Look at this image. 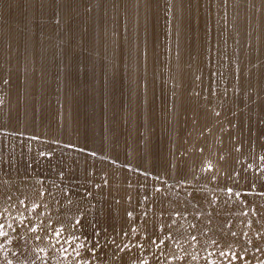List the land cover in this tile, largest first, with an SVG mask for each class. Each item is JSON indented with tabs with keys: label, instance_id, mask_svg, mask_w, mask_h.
<instances>
[{
	"label": "rangeland",
	"instance_id": "1",
	"mask_svg": "<svg viewBox=\"0 0 264 264\" xmlns=\"http://www.w3.org/2000/svg\"><path fill=\"white\" fill-rule=\"evenodd\" d=\"M133 1L0 0V142L8 147L0 264H15L14 247L26 254L22 264H264V0H143L136 9ZM71 30L82 40H65ZM171 51L182 56L164 67ZM32 58L49 68L30 69ZM126 64L156 74L184 66L188 75L163 93L169 102L159 112L152 100L129 104L136 88L118 74ZM40 70L54 83L33 91L46 103L26 112L18 105L24 83ZM201 76L212 91L195 92ZM76 101L86 113L67 119ZM208 143L221 154L210 163L224 162L223 175H202ZM158 151L172 157L165 163ZM122 178L144 186L134 205L116 199L133 193L104 195L105 183Z\"/></svg>",
	"mask_w": 264,
	"mask_h": 264
},
{
	"label": "bare ground",
	"instance_id": "2",
	"mask_svg": "<svg viewBox=\"0 0 264 264\" xmlns=\"http://www.w3.org/2000/svg\"><path fill=\"white\" fill-rule=\"evenodd\" d=\"M44 3V2H43ZM42 3V4H43ZM86 4L87 3H85V4H83L84 5V7L86 6ZM148 5V3L147 2H144L143 0H138V2H135V1H133L132 2V7L133 8H140V7H146ZM79 8H77V9H81L80 7L81 6H78ZM83 7V6H82ZM93 8V7H92ZM13 9V8H12ZM17 10V9H16ZM24 10V9H23ZM16 12V11H15ZM52 14V13H51ZM103 15V14H102ZM180 15V14H179ZM13 16H14V14H13ZM15 16H16V14H15ZM159 17V16H158ZM15 18V17H14ZM112 18V17H111ZM57 19V18H56ZM75 19V18H74ZM58 20V19H57ZM82 20V19H81ZM115 20V19H114ZM77 21V20H76ZM103 21V20H102ZM112 21V20H111ZM109 23V22H108ZM107 23V24H108ZM115 23V22H114ZM48 24H50V23H48ZM123 26V25H122ZM22 27V26H21ZM68 27H69V25H68ZM100 27V26H99ZM119 27V26H118ZM124 27V26H123ZM123 27H121V29L123 28ZM207 27V26H206ZM56 28V27H55ZM117 28V27H116ZM34 29V28H33ZM69 29H72V27L71 28H68V30ZM118 29V28H117ZM206 29V28H205ZM79 30H81V28L79 29ZM109 30V29H108ZM64 32V31H63ZM62 32V33H63ZM65 32H66V30H65ZM61 33V32H60ZM61 33V34H62ZM116 33V32H115ZM40 34V33H39ZM81 32L79 33H76L75 34V31H70V32H68V34L66 35V36H64V39L65 40H82L81 39ZM229 34V33H228ZM65 35V34H64ZM76 35L78 36L77 38H76ZM105 35H106V33H105ZM58 38H57V40H61V37H62V35L60 36L59 34H58ZM93 36V35H92ZM108 36H110V35H108ZM31 37V36H30ZM29 37V38H30ZM75 37V38H74ZM86 37V36H85ZM110 37H113V36H110ZM63 38V37H62ZM90 38V37H89ZM96 38V37H95ZM106 38H107V36H106ZM26 39V38H25ZM63 39V40H64ZM99 39V38H98ZM116 39H120V36L118 35V33L114 36V38H113V40H116ZM32 40V39H31ZM84 40V39H83ZM89 40V39H88ZM91 40V39H90ZM94 40V39H93ZM96 40V39H95ZM110 40H112L111 38H110ZM87 42V41H86ZM3 43V42H2ZM99 43V42H98ZM101 43V42H100ZM104 43V42H103ZM101 46H103V45H101ZM74 48L76 47L77 49H78V45H75V46H73ZM70 48V49H73L74 50V48ZM176 50V49H175ZM174 50V51H175ZM50 51H52V52H54V54L55 53H57V52H61L62 50L60 49L59 50V48L58 47H56V48H53V49H51ZM72 51V50H71ZM75 51V50H74ZM178 51V50H177ZM181 51V50H180ZM178 52V53H174L173 51H171L170 53H168V55H167V57H166V63H164V67H169V66H171V62H175L176 61V59L175 58H177V57H179L181 54H182V52ZM3 52V51H2ZM176 52V51H175ZM255 53V52H254ZM42 55V54H41ZM57 55V54H56ZM1 56V55H0ZM53 56V55H52ZM182 56V55H181ZM199 56H200V54H199ZM203 56V55H202ZM34 57V56H33ZM41 57V56H40ZM51 58V57H50ZM196 59V58H195ZM200 59V58H199ZM241 59V58H240ZM246 57H244L243 56V63L244 62H246ZM32 60H33V58H32ZM37 60V59H36ZM139 60H140V62L141 63H144V62H146L147 60H149V58L148 57H146V56H140V58H139ZM242 60V59H241ZM248 60V59H247ZM199 61V60H198ZM252 61V60H251ZM9 62V61H8ZM55 62V61H54ZM191 62H193V61H191ZM243 63H241V64H243ZM29 64V63H28ZM27 64V65H28ZM161 65H162V63H160ZM30 69H48L49 67V65L48 64H46V62H42L41 60H38V61H35V60H33V61H31L30 62ZM95 66V65H94ZM259 66V65H258ZM28 68H29V65L27 66ZM257 67V66H256ZM27 68V69H28ZM91 68V67H90ZM261 68V67H260ZM26 69V68H25ZM26 69V70H27ZM29 71V70H28ZM257 71V70H256ZM259 71V70H258ZM257 71V72H258ZM29 72H31V71H29ZM121 72V73H120ZM120 72H118V74H120V75H125V76H122V78H124V77H128L129 78V81H130V84L131 83H134V87L136 88V94H135V98H133L132 99V101H130L129 102V104H132V102L133 101H135L136 99H137V102L138 103H141V104H143V101L145 100V101H153V106H152V108H154V109H156L157 111H159V112H161V111H163L164 110V108H165V105L169 102L168 100V98L163 94V93H165V92H167V90H170L171 88H172V86L174 87V85H176L178 82H179V80L181 79V78H183V76L185 77V75L187 76L188 75V70L184 67V66H178V67H176L175 68V71H174V73L172 72H168V70H162V72H159L158 74H156V73H154L155 72V70H152V69H143V68H135V69H133V70H130L129 68H128V66H127V64L126 65H124L122 68H121V70H120ZM33 73V72H32ZM255 74V73H254ZM29 75V74H28ZM35 76H31L32 77V79L29 81V80H27V81H29L28 83L26 82V83H24L25 85H26V96H25V98H24V100H21V101H23L22 103L20 102V103H18V105L22 108V109H24L25 111H26V109H29L30 108V106L31 105H34V104H36V103H42V104H45L46 103V101L43 99V97L42 96H40V97H35L34 96V94H33V91H35V90H41V89H43L46 85H49V83H54L51 79H50V75L49 74H47V73H45V71H39V72H37L36 74H34ZM48 75V76H47ZM30 77V76H29ZM29 79V78H28ZM52 79H53V76H52ZM67 79V78H66ZM69 79V78H68ZM61 81V80H60ZM205 81L206 80H204V78L201 76V77H199V79L198 80H196V82L194 83V85H193V87H194V90L195 89H197L198 90V92L201 90V89H206V90H208V91H212V89L213 88H215V87H213V85H211L210 87H205L204 86V84H205ZM63 82H64V79H63ZM95 82V81H94ZM226 82V81H225ZM256 82V81H255ZM61 83V82H60ZM59 83V84H60ZM221 83V82H220ZM259 83V82H258ZM261 83H263V82H261ZM56 84V83H55ZM23 85V84H22ZM63 85V84H62ZM61 85V86H62ZM217 85V84H216ZM244 85V84H243ZM229 86V85H228ZM245 86V85H244ZM22 87V86H21ZM243 87V86H242ZM57 88H58V86H57ZM190 88V87H189ZM241 88V87H240ZM244 88V87H243ZM24 89V88H23ZM155 89L157 90V93L158 94H160L159 96H157V93H155L154 94V91H155ZM216 89H217V87H216ZM20 90V89H19ZM205 90V91H206ZM73 91H74V89H73ZM72 91V92H73ZM192 91V90H191ZM70 90H68L67 92H66V94H65V100L66 101H63V105H61L63 108H65V106L69 103V101H71L70 100V98H71V95L73 94ZM195 92H196V90H195ZM214 92H216V90L214 91ZM242 92V91H241ZM244 92V91H243ZM119 93V92H118ZM210 93V92H209ZM234 93V92H233ZM207 94H208V92H207ZM198 95V94H197ZM211 95V94H210ZM237 95V94H236ZM190 96H192V95H190ZM196 96V95H195ZM234 97V96H233ZM117 98V97H116ZM189 98V97H188ZM80 100H82V99H80ZM216 100V99H215ZM214 101V100H213ZM217 101H218V99H217ZM15 102V101H14ZM190 105H192V106H198V105H203V104H200V103H197L196 102V99L195 98H191L190 99ZM202 102V101H201ZM216 102V101H215ZM254 102V101H253ZM1 103V102H0ZM3 103V102H2ZM146 103V102H145ZM144 103V104H145ZM5 103H3V105H4ZM14 104V103H13ZM17 104V103H16ZM21 104V105H20ZM157 104H160V105H157ZM2 105V106H3ZM225 105V104H224ZM131 106V105H130ZM151 106V105H150ZM219 106V105H218ZM223 106V105H222ZM14 107H16V106H14ZM13 107V108H14ZM72 107H74V109L73 108H71V110H70V113L68 114V115H66L67 116V119H70V118H72L73 117V114H76V116H81V114L82 115H84V113H86L85 111H84V109L82 108V106H81V102H79V101H76L75 103H73V105H72ZM12 108V109H13ZM151 108V107H150ZM149 108V109H150ZM209 108V106L208 105H206V106H203V109L204 110H207ZM263 108V107H262ZM12 109H11V111H12ZM178 109V108H177ZM218 109V108H217ZM15 110V109H14ZM18 110H19V108H18ZM17 110V111H18ZM152 110V109H151ZM16 111V110H15ZM236 111V110H235ZM19 112V111H18ZM27 112V111H26ZM125 110H124V117H126L127 115L125 114ZM237 113H238V111H236ZM14 113V112H13ZM24 113V112H23ZM29 113V112H28ZM184 113V112H183ZM233 113V112H232ZM236 113V114H237ZM241 113V112H240ZM213 114V113H212ZM17 114H15V116H16ZM20 115V114H19ZM31 115V114H30ZM225 115H226V113H225ZM239 115V114H238ZM218 116V115H217ZM18 117V116H17ZM23 117V116H22ZM25 117V116H24ZM52 117H53V115H52ZM60 117V116H59ZM224 117V116H223ZM234 117V116H233ZM81 118V117H80ZM219 118V117H218ZM25 119V118H24ZM26 119H28V118H26ZM30 119V118H29ZM32 119V118H31ZM43 119V118H42ZM125 119V118H124ZM232 119V118H231ZM230 119V120H231ZM219 120V119H218ZM237 120V119H236ZM211 121V120H210ZM235 121V120H234ZM241 121V120H240ZM258 121H260V120H258ZM263 121V120H262ZM28 122V121H27ZM107 122V121H106ZM181 122V121H180ZM242 122V121H241ZM261 122V121H260ZM19 123V122H18ZM17 123V124H18ZM24 122H22V124H23ZM16 124V127H18V125ZM235 124V123H234ZM240 124V123H239ZM20 125V124H19ZM27 126H28V124H26ZM76 125V124H75ZM147 125V124H146ZM242 125H244V124H242ZM22 125H20V127H21ZM27 126H25V127H27ZM205 126H206V124H205ZM232 126V125H231ZM15 127V128H16ZM23 127V126H22ZM239 127H240V125H239ZM244 127V126H243ZM28 128V127H27ZM18 129V128H17ZM90 129V128H89ZM91 129H92V127H91ZM211 129V128H210ZM21 130V129H20ZM238 131V130H237ZM211 132H213V131H211ZM238 133V132H237ZM245 134H246V132H244ZM214 134V133H213ZM233 134V133H232ZM109 136V135H108ZM214 136V135H213ZM231 136V135H230ZM237 136V135H236ZM104 137H107V136H104ZM241 137V136H240ZM245 137V136H244ZM1 138V137H0ZM230 138V137H229ZM233 138V137H232ZM237 138V137H236ZM108 139V138H107ZM221 139V138H220ZM15 140V139H14ZM219 140V139H218ZM8 141V140H7ZM100 141V140H99ZM6 142V141H5ZM1 143V142H0ZM104 143V142H103ZM220 143V142H219ZM4 144L5 143H1L0 144V163L2 162V160H3V157H4V155H5V153L7 152V149H8V147H6L5 149H3V147H4ZM140 144H142L141 142H140ZM96 145V144H95ZM153 145V144H152ZM223 145V144H222ZM243 145V144H242ZM245 146V145H244ZM262 146V145H261ZM152 147V146H151ZM129 149V148H128ZM131 149V148H130ZM190 150V149H189ZM160 151H161V148H160ZM242 151V150H241ZM162 152V151H161ZM165 152V151H164ZM169 152V151H168ZM220 152H221V150H220ZM171 152H169V154H170ZM238 153V152H237ZM158 156H161L160 158H161V160L163 161V162H165L166 163V161H169V158H171L170 156H169V158H168V155L166 154V153H159V151H158ZM221 155L220 153H218L217 152V149H216V145L214 144V143H208L206 146H205V152H204V154H203V156H202V160H201V163H202V165H204V164H207L206 166H207V169H206V171H204L203 172V174H202V172H201V174L204 176V175H206L205 176V178L206 177H208V172H211V173H213V174H215V175H223L224 173H225V169H226V167H225V164H224V162H220V163H214V164H211L210 163V161H211V156H215V155ZM156 156V155H155ZM227 156V155H226ZM230 156V155H229ZM201 157V156H200ZM217 157V156H216ZM158 158V157H157ZM214 159V158H213ZM221 159V158H220ZM235 160H236V158H235ZM148 162H150V163H155L154 162V158L152 157V156H150L149 158H148V160H147ZM156 161V160H155ZM216 161V160H215ZM215 161H213V162H215ZM220 161V160H219ZM222 161V160H221ZM259 161V160H258ZM199 162V161H198ZM212 162V161H211ZM218 162V161H217ZM264 162V161H263ZM204 163V164H203ZM161 164V163H160ZM240 164V163H239ZM156 165H157V163H156ZM201 166V165H200ZM199 168V167H198ZM206 168V167H205ZM256 168V167H255ZM108 169H113V168H109V167H107V171H108ZM175 169V168H174ZM106 171V172H107ZM92 172H93V175H90L89 177H96L95 175L97 174L96 173V169H95V167H94V164H93V169H92ZM196 172V171H195ZM192 174H194V175H196V173H192ZM163 175H165V173H164V171H163V174H162V176ZM199 175V174H198ZM193 179V178H192ZM92 180V179H91ZM122 180H123V178L118 182V183H116V185H106L107 183H105L104 184V186H103V188H104V190H105V193H104V195H107V192H110V191H114L113 192V194L114 195H117V194H120V193H122V192H128V193H133V194H135V196L133 197V198H127V197H122V196H118L116 199L117 200H119V201H125V200H127V199H131V203L134 205L136 202H138L137 200L138 199H140L139 198V193H143L142 191H144L143 189H144V186H142V187H128V186H125V185H122ZM42 187V186H41ZM47 188H48V186H47ZM98 188H101V185H98V184H96L95 185V190L96 189H98ZM43 189H46L45 187H43ZM148 189V188H147ZM1 190V189H0ZM100 190V189H99ZM103 190V189H102ZM91 191V190H90ZM157 191V190H156ZM159 191H160V189H159ZM92 193V192H91ZM158 193V192H157ZM161 193V192H160ZM169 193H170V191H163L162 190V194L164 195V196H170L169 195ZM146 194V193H145ZM148 194V193H147ZM87 196V195H86ZM156 196V195H155ZM4 197H5V195L3 196V197H1L0 198V202H2V200L4 199ZM161 197H163V196H161ZM23 200H25V199H27V197H23L22 198ZM108 199L109 200H111V199H115L114 197H112V196H109L108 197ZM161 200V199H160ZM72 201V200H71ZM74 201V200H73ZM140 201V200H139ZM61 202V201H60ZM63 202V201H62ZM76 207V206H75ZM79 207V206H78ZM84 210V209H83ZM2 211H4V212H6L7 214H9L8 212H7V210H2ZM74 211V210H73ZM49 212V211H48ZM75 212V211H74ZM81 212V211H80ZM46 214V213H45ZM79 214V213H78ZM84 214V213H83ZM49 215H50V213H49ZM49 215H46V217H45V219L46 220H48V221H53V220H55V221H57L58 220V218L61 216V214H59L58 213V216H55V215H51V217L49 216ZM49 217V218H48ZM69 217V216H68ZM76 217V216H75ZM13 218V219H12ZM102 218L104 219L105 217L104 216H102ZM18 219H19V217H18ZM60 219V218H59ZM72 219H73V217H72ZM4 220H5V222H11V221H13L14 220V216L13 215H6L5 216V218H4ZM82 220V219H81ZM54 223V222H53ZM56 225V227H58L59 225L56 223L55 224ZM165 226V225H164ZM50 227V226H49ZM51 227H52V225H51ZM55 227V226H54ZM55 229H57V228H55ZM15 234H19V232L18 231H13ZM12 232V234L10 235V237H14L15 236V234ZM54 233L52 234V235H55V234H61V233H64V231H62V230H55V231H53ZM49 235V234H48ZM47 235V236H48ZM7 236V235H6ZM47 236H45L44 237V239L47 237ZM65 236V235H64ZM8 237H9V235H8ZM51 237L52 236H49V237H47L46 239H45V241H44V243L45 242H47V241H51L52 239H51ZM55 237H58L57 235L55 236ZM3 239H5L4 237L2 238H0V248L1 247H3V246H1L4 242H3ZM10 240H11V238H9ZM62 239V238H61ZM5 241V240H4ZM13 241V240H12ZM3 242V243H2ZM10 243V242H9ZM5 245V244H4ZM11 245V244H10ZM7 246H8V244H7ZM11 247V246H10ZM3 250H4V248H3ZM2 250V251H3ZM7 250V249H6ZM18 251V254H17V260L15 261V264H22L24 261H25V259H26V254L25 253H23L21 250H19V249H16L15 247H14V250H13V252H12V254L14 253V252H17ZM7 252V251H6ZM8 254V253H7ZM15 254V253H14ZM13 254V255H14ZM78 255V254H77ZM80 255V254H79ZM15 256V255H14ZM73 256V255H72ZM75 256H76V254H75ZM6 257V255L4 254V253H2L1 252V250H0V260H3V258H5ZM86 257V256H85ZM84 257V258H85ZM68 258V257H67ZM15 259V258H14ZM71 259V261H72V259L73 258H70ZM81 259V258H80ZM13 260V259H12ZM73 260H75V258L73 259ZM69 261V260H68ZM79 261V260H78ZM77 261V262H78ZM86 261V260H85ZM83 263V262H82ZM86 263H88V262H86ZM93 263H95V262H93ZM75 264V263H74Z\"/></svg>",
	"mask_w": 264,
	"mask_h": 264
}]
</instances>
